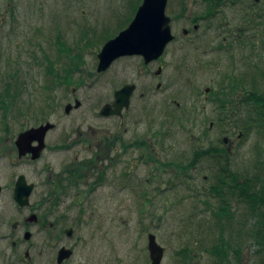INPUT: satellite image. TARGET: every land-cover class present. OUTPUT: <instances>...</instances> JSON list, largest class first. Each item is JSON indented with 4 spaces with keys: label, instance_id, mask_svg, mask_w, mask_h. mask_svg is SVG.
I'll return each instance as SVG.
<instances>
[{
    "label": "rangeland",
    "instance_id": "374dc122",
    "mask_svg": "<svg viewBox=\"0 0 264 264\" xmlns=\"http://www.w3.org/2000/svg\"><path fill=\"white\" fill-rule=\"evenodd\" d=\"M217 1L168 0L175 40L154 80L157 65L140 56L98 72L103 46L143 0H0V186L22 174L35 186H66L48 222L59 223L61 245L74 252L68 264H150V234L165 249L162 264H264V249L256 254L260 247L244 237L252 220L229 191L233 182L220 186L222 169L262 178L264 135L250 122L248 93L264 92V0H220L213 27L193 32L191 20L208 17ZM129 83L139 89L124 115L122 149L104 157L106 134L86 132L117 128L100 111ZM75 98L81 105L67 112ZM46 122L57 127L48 148L21 162L11 151L17 135ZM11 201L6 194L0 206V264H26L24 251L33 264L61 263L49 232L34 228L24 242ZM70 227L71 238L63 232ZM220 245L226 257L212 253Z\"/></svg>",
    "mask_w": 264,
    "mask_h": 264
},
{
    "label": "water",
    "instance_id": "95a60500",
    "mask_svg": "<svg viewBox=\"0 0 264 264\" xmlns=\"http://www.w3.org/2000/svg\"><path fill=\"white\" fill-rule=\"evenodd\" d=\"M167 4L168 0H143L130 25L103 46L98 55V72L102 73L106 71L111 66V63L121 57L141 56L145 64L159 59L168 44L175 39L171 29V18L167 16L165 10ZM134 89V85H126L116 91L113 106L108 105L103 107L100 114L103 116L121 115L124 109L129 108L130 97ZM80 105V101H77L76 108ZM111 108L113 110H110ZM69 109L70 107H67L66 111L69 112ZM53 128L54 124L46 123L38 128H33L20 134L16 142L20 155L25 156L31 153L32 160L40 159L41 153L45 148L44 138H46L48 131ZM226 139L224 141H227ZM34 142H38L39 146L30 147ZM17 186L16 199L18 203L21 206L28 205L27 200L30 192L28 191L27 194L23 195L20 191V186L34 185H29L26 178L21 176ZM23 197H26V200ZM148 236L149 244L147 246L150 252V264H162L165 249L158 244L154 234ZM26 239H29V234L26 235ZM69 255V251L62 249L58 261L61 262Z\"/></svg>",
    "mask_w": 264,
    "mask_h": 264
},
{
    "label": "flooded vegetation",
    "instance_id": "af4514ba",
    "mask_svg": "<svg viewBox=\"0 0 264 264\" xmlns=\"http://www.w3.org/2000/svg\"><path fill=\"white\" fill-rule=\"evenodd\" d=\"M212 4V2L210 3ZM215 7L214 8V12L212 13H209L208 17L205 16H199L197 18H195L194 20H191V23H190V27L192 26L193 27V32H197L198 30H200L199 28H201L203 25H205L206 27L208 26V28H212L213 25L210 23L214 20H216V17L219 16L221 14V10L223 9V4L221 3L220 0L217 1V3L214 4ZM190 35V31H187L184 30V37L187 39V37ZM227 38H225L226 40ZM171 44V43H170ZM169 44V45H170ZM168 45V46H169ZM167 46V47H168ZM167 47L165 49V52L167 51ZM165 52L163 53V55L155 60V61H151V63L149 64H146V65H151V64H154V65H157V71L154 73V80H159L161 78H163V65L161 64V60L164 58V54ZM133 57V56H131ZM122 58V57H121ZM120 59V58H119ZM117 59L116 61H114L113 63H111V66L104 72H102L101 74H107L108 71H110L112 69V67L114 66L115 63H117V61L119 60ZM159 72V73H158ZM126 85H134L135 86V89H134V92L133 94L131 95L130 97V103H132V101L134 100V96L135 94L137 93V90L139 89L138 86L135 84V83H129V84H125L123 85L122 87L126 86ZM160 85L161 84H158V87L157 89L159 90L160 89ZM121 87V88H122ZM120 90V89H119ZM75 91V89H74ZM117 91V90H116ZM252 92V91H251ZM249 92L248 94L250 95ZM142 93V92H141ZM144 96V93L141 94V98H143ZM243 101L240 100V102H244V99H242ZM78 101V98H75V104L76 102ZM115 101H113L112 103H108L106 104L105 106H113L112 104H114ZM129 103V104H130ZM72 104L69 102L68 103V107H70L69 110H71V112L73 110H77L78 108H72L71 107ZM103 106V107H105ZM131 106V104H130ZM129 106V107H130ZM102 110V109H101ZM110 110H113V108H111ZM129 110L128 109H124L122 111V114L120 115H109V116H103L105 119H108V120H112V119H117L118 120V126L117 128H115L114 126H112V128H109V129H106V130H93V129H89L86 134L87 136L89 135V133H97V132H103L106 134V136L108 137L107 140H102L103 141V145H102V141L99 142V145L98 147L100 148V146L103 148H105V152H104V157L105 156H109V153L113 150L114 152L117 150V151H120L122 149V142L124 139L123 136L126 134L127 132V129L125 128V122H124V115L125 113ZM70 112V113H71ZM101 112V111H100ZM68 114V113H67ZM48 123V122H46ZM45 123V124H46ZM44 124H40L38 126H35V127H32L30 129H33V128H38L40 126H42ZM56 125L54 124V128L51 129L50 131H48L47 135H46V138L45 139V148L44 150L42 151L41 153V156L40 158L42 157V155L44 154V152L46 151V149L48 148V136L51 132L55 131L56 130ZM30 129H27V130H22L18 135H17V139L15 141V144L20 136V134H22L23 132H26ZM81 132V131H80ZM123 134V135H122ZM80 135H83L82 133ZM108 141V142H106ZM228 144H230V141L227 140ZM81 145L85 146V145H88L87 147H89L90 149L93 148L92 144L88 143L86 141V139H83L81 142H80ZM118 144V148L119 150L115 147V145ZM39 146V143L38 142H34L32 143V145L30 147H37ZM14 147V148H13ZM17 147V144L16 146L13 145L12 148H11V151H13V153H18V156H19V159L21 162H24L26 164H30L31 163V159H32V154L31 153H28L26 154L25 156H21L20 155V152L18 150V147ZM100 154L102 152H100L99 150H97ZM100 154H95V156H91V157H98ZM77 161H79L78 159V156L75 157ZM100 158V157H99ZM36 160H40V159H36ZM32 162H35V160H32ZM107 165H109V163L107 162L106 163ZM80 166V165H79ZM87 166H88V163L87 164H84V165H81V167H78V165L76 164L75 167H73L74 169L77 168L79 169V171H84L87 169ZM21 176H24L27 179V177L25 175H19L16 182L15 183H10L8 184V186H0V206H1V201H3V199L6 197V194L7 196L12 200L11 202H13V204L15 205V209L17 212V214L19 215V221H16L14 225V228L17 229V231L23 235L25 241L24 242H27L29 243V241L32 240V237H33V233L32 231L34 230V228H37L39 231L41 230L44 231L45 233L49 232V236H50V241H52V245L54 246V248H57V260L59 259V256H60V252L62 249L64 250H69L70 252V257L68 259H65L63 261H61V263H58L59 261H57L58 264H68L70 261H71V258L73 257V250L69 249L67 247L66 244H62L63 243V236H62V229H58V231H56L55 229H57V227L59 226V223L58 222H48L50 217L52 216L53 212H51L50 210H48L49 206L51 203L53 202H58L62 199L63 196H65L66 194H63L61 195L62 191H64L66 188V186H35V184L33 183H29L27 181V183L29 185H34V186H20V191L22 192V194H27V192L29 191L30 194H29V197H28V205H25V206H21L17 199H16V194H17V183H18V180ZM62 176L63 175H60V176H57V178L55 180L57 181H61L62 179ZM59 177V178H58ZM59 183V182H58ZM57 183V184H58ZM59 185V184H58ZM36 196H38V204H32V201ZM24 200H26V197H23ZM53 207H56V204H52ZM26 212V213H25ZM0 218L2 219V213L0 211ZM49 226H51L52 228H50ZM49 228V229H48ZM51 230V231H50ZM64 234L67 236V237H72L75 230L73 227H70V228H67V229H64ZM29 234V239H26V235ZM52 234V235H51ZM8 237H3V239H7ZM29 240V241H27ZM13 244V247H17L18 245H21L23 244V241L22 240H19V241H13L12 242ZM25 252V259L23 260V262H25L26 264H33V258L31 257V254L29 251H24Z\"/></svg>",
    "mask_w": 264,
    "mask_h": 264
},
{
    "label": "trees",
    "instance_id": "16d2710c",
    "mask_svg": "<svg viewBox=\"0 0 264 264\" xmlns=\"http://www.w3.org/2000/svg\"><path fill=\"white\" fill-rule=\"evenodd\" d=\"M254 93V94H253ZM248 97L255 102L253 107L254 116L251 117L250 122L252 125H256L260 134L264 135V92L260 93L254 91ZM249 100V99H248ZM250 100V101H251ZM247 101V100H246ZM6 116V114H5ZM262 178H241L240 176L230 175L226 169H222V183L220 186H224L228 181L233 182L234 186H230L231 193H237L242 205L246 207L249 220H252L250 227H245L244 237L246 236L253 246L260 247L259 250H255L256 254H260L264 249V162H261ZM220 187H215L217 190ZM214 190V189H213ZM249 226V225H248ZM240 250H236L238 255V261L240 259ZM225 249L218 246H213V252L218 257L223 256ZM182 256L186 259V254L182 253Z\"/></svg>",
    "mask_w": 264,
    "mask_h": 264
}]
</instances>
